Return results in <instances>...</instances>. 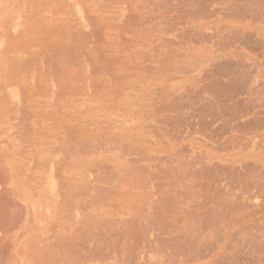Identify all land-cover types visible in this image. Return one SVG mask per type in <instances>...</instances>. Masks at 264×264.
<instances>
[{
	"label": "rangeland",
	"instance_id": "rangeland-1",
	"mask_svg": "<svg viewBox=\"0 0 264 264\" xmlns=\"http://www.w3.org/2000/svg\"><path fill=\"white\" fill-rule=\"evenodd\" d=\"M175 1L174 0H152V1L151 0H81L80 11L75 8V10L77 11V13L80 15V18H81L80 19L81 20V41L70 40L68 42L70 50L65 54V56L69 55V57L67 56L65 57L64 55H54V56L52 55L51 56L53 58V59L51 58L52 60L50 59L51 61L55 60L54 61L55 63L57 60V64L56 63L54 64L57 66L50 67V69L54 72H58L62 68L61 70H63L65 74L64 73L61 74L60 72L55 74L51 70H49L48 71L49 73L45 75L46 76L45 82H48L47 87H49L50 89L49 88L47 90L44 89V91L45 92L48 91L51 94L53 93L52 95L49 94L50 99H53L54 97V100H55V98L60 99L61 96H66L68 100H67V103H63L66 100H62V102L58 104V103H55L54 100H52L50 103L48 99H45V101L42 102V104L44 103V105H42L41 107L45 108L46 113L52 112V113L59 115L57 117H67V118L69 117L68 121L66 118V121L68 122L67 125L69 126V129H71L69 142L71 143L74 142L75 141L74 139L76 137H80L81 139V172L79 174L76 172L77 169H75V167H72V165L74 164V161H73L74 158L71 155H70L71 158L70 157L69 158L72 161L68 160L69 158L67 157L64 160L66 163L68 162V164L63 163L62 156L56 157L55 160L57 161L55 160L53 161L54 162L53 168L54 169L56 168L54 172L55 171L57 172L58 170V175L55 174L56 172L54 173V175L56 176V181L57 180L60 181V184L59 182L58 183L55 182V187H57V189H58V186H63V187L67 186L68 188H71V186H75L74 183H76L75 182L76 180H72V179H77V178L81 179V180L79 179L81 182L79 184L81 186L78 184V187L77 186L72 187L75 190L71 188L74 192L78 190L80 191L79 194H80V199H81V202L79 203H81L80 217H81V253L82 254L80 258L81 257L82 258L81 259L79 258L80 261L79 262L77 261L78 263L76 264H214V261L209 262L208 260L210 259L209 257H211L213 250H215V247H216L215 244L218 243L217 242L219 240L218 238L221 239V234H220L221 229H218V231H215L217 229H215L214 227L210 228L208 226L206 227L207 228L206 230L205 228L203 230H200L201 233L203 232L202 235L199 233L200 232L199 230L196 231V233L198 232V234H200L199 235L200 237H205L209 239L208 244L211 247L210 248L208 247L207 249H204V250L202 249V251L200 250L199 252H196V250L194 249L191 255L187 253L189 252L190 248L189 249L184 248L186 253H184L185 251L183 249L182 250L184 252L181 250H177L179 252L177 253V251L173 250L172 247L164 246V245H162L164 246L162 247L161 245L159 246V244H156V243H155L156 245L152 243L154 247L151 244V247L146 246V247H142V249L141 248L133 249L130 253V256L125 255L126 250H125L124 244H127V243H122V238H123L122 234L127 225L125 226V223H119V222L120 221L124 222L125 219L129 218L123 213L124 211L123 209H125L124 207H126L124 205L128 201L126 202L125 200H122L118 195H116L115 191H117L118 188H120L121 190L130 188L131 180L130 178L124 175L118 181H115V182H109V178L113 176V171L116 169L115 166L117 167V169L119 167L121 169H125V167L131 168L132 164L130 163V160L135 162L136 165L138 164L144 165L142 162L143 161L142 155L144 154H141V152L138 149L133 147L135 145L133 146L130 145V141L134 140L133 138L135 137L136 138L134 141H137V140H140L142 142L145 141L144 142L145 145H147L150 140L158 141V140L163 139L164 142L168 141L170 144L176 143L175 144L176 148L179 147L178 141L182 137H190L192 143L193 144L195 143L194 146H196L197 143H198L197 146L201 144L203 146V147L201 146L202 148L200 149H198L199 147H197V149L194 150L196 153L200 151L201 154L204 155V152H205L204 148L205 149L209 148L210 150L212 149L211 151L212 152L215 151L217 156L211 160V163L209 165L211 167L208 170L209 172H205V174L207 173L210 175L204 174V177H202V179L200 176L199 179L198 178L196 179V181L200 180L204 182L203 179L207 177V179L210 182H213V184H215L218 180H220L218 181V183L221 184L222 186H224L225 184V186L227 188L229 186V189L231 188V190L233 189L232 187H234L233 192L235 193L236 191L235 194L241 192V190H239L241 184L238 183L237 177H234L231 174V172L228 173L227 170H224L225 166H226V169L230 168L232 165L235 168H243L242 166H245L247 169H251V167H253V164H254L255 166H257L256 171H253V170L250 171V170L244 169V171L246 172L245 173L242 169V172L244 173L243 175L246 174L245 178L247 181L250 178H252L250 182H254V183L256 182L255 183L256 185L258 184L257 185L258 187H254L249 190L250 191L249 193H252L254 195L252 199H249V200L256 204L264 203V198H263L264 197L263 195L264 194V191H263L264 190L263 189L264 179L262 180V178H264L263 176L264 167L260 171L258 169L259 167L257 163H253L251 160H248V159H244L243 161H241L242 155L249 154V153L254 158L264 159V124H262L264 123L263 122L264 121V81H263L264 80V56H262L264 55V38L261 36L257 40L256 38H254L252 34L246 33L247 35L250 34L251 38L253 37L252 38L253 42L251 40L250 44H248L246 47V45L239 43L240 42L239 40L231 37L232 33L229 34L228 32V34H224V33L214 32L216 31V29H214L213 23L212 25L211 23H209L210 25L209 24L204 25V26L201 25L200 28L203 27L202 29H200L201 31L196 30V28L198 29L199 27L192 29L190 24L187 25V23H185V21L190 22L189 16L187 17L188 13H186L184 17H180V16L177 17L176 16L177 12L175 13L172 7L167 9L164 6L165 4H168V5L171 4L173 6V3L177 4L178 2L177 0ZM212 1L211 0L207 1L210 3L209 8H212V9L218 8L219 4L218 6L217 4H215V1L216 3H218V0H212ZM69 2L75 3V0H70ZM155 4L157 6L159 5L161 9L157 8ZM206 9H204L202 13H204ZM208 20L211 21V19L205 20V18L203 17L202 19L201 18L198 19V21L202 23ZM198 21L196 20L195 22H198ZM234 21L232 19H229V20L227 19L226 22L223 21L225 24L222 23L223 27L220 26L219 29L226 30L228 28L227 27L228 25H234ZM182 23H185V24H182ZM243 23L244 22H242L241 24ZM256 25H259V26H256ZM255 26H256V29L258 28L261 29L262 27V29L264 30L263 23L261 24L259 22L258 24V21H257V23H255ZM208 34L211 36H209ZM217 34L220 37L221 36L223 37L224 35V39L227 37H230L227 39L231 41L229 40L226 41L227 40L226 39L225 42L227 44L229 42L231 43L228 44V47H226V49H223V51L225 50V52L226 51L228 52L227 49L229 48L234 49L238 47L236 48V50L240 52V56L235 58L236 60L239 59V61L231 62V65L229 63L228 65L230 66L224 65L223 66L224 68H221L222 71L220 69H219L220 71L218 69L215 70L214 73L216 74H213L212 78L214 80L212 82L211 77L208 79L206 78L207 77L206 75L208 74V70H207L208 68H214V66H212V64H210L209 62L210 55L211 54L215 55L217 50L218 51L221 50L220 47H218L220 45L218 43L220 38L219 36H217ZM202 37L211 38V40L210 42L209 41L207 42L206 39L204 41H201ZM233 39H235V41ZM193 40L194 41L197 40V41L194 42ZM214 43H218V44L215 45ZM257 43L258 45L259 44L261 45L258 46ZM210 44L212 46H210ZM220 46H222V44ZM155 47H158L159 49L158 48L155 49ZM158 50L160 51L158 52ZM244 53L249 54V55H244ZM184 55L185 57L187 56L186 60L183 58ZM204 55L207 57L202 58L204 57ZM252 55H255V56L251 57ZM200 57L202 58V60L199 59ZM187 58H189V60H187ZM80 59H81V65H80ZM4 60L7 65L3 68L2 71L3 72L5 71L4 76L8 80H11L12 78L17 77L19 81L26 80L28 83L31 80V82L34 84H37L35 83V81L37 82V80H42V78L36 79L35 75L33 74L34 63L33 61H31L29 57H22L18 59L17 62H14L13 64L12 63L9 64L10 62H8L7 56L4 57ZM234 63L236 64V66L234 65ZM182 64L183 66H181ZM79 66L81 69L79 68ZM180 66L181 68L178 69ZM246 66H247V69L245 68ZM53 68H55V70ZM233 68L236 70L234 71ZM243 69L247 71H244ZM225 71L226 73L228 72L229 74L232 71V73L230 75L228 73L225 74L224 73ZM161 72H163L164 74ZM68 74H70V76ZM47 76H51V78L54 77L53 78L54 84H55V81L58 82L57 80H61L64 77L63 81H64L65 87L56 88L55 87L56 85L57 86L60 85L58 83H56V85H52L53 87H51L49 84L52 82V80L48 78ZM33 78L35 79L34 81H32ZM198 79H199V82H197ZM31 82L28 83L29 84L28 86L27 85L26 87L24 86L25 88L23 87V85H21L22 88L24 89L20 87L18 88V90L20 91V93L17 92V94H19L18 98H20L21 100L22 99L24 100L20 102V99H19L18 101V98L16 95L17 102L15 101V103L18 104V107L21 106V111H23L22 119H20V125L22 124V126H20V130H19V134L21 133L22 135L23 133V135L20 136L21 139L19 138V145H18L21 150V153L18 154V158L20 159L19 164L22 165V169H20V167L18 168L20 169V172L22 170V173L25 172L26 175L31 176L33 174V175L38 176L39 172L44 173V171L42 170L43 168L41 166V164L43 163L41 162L44 161V158L46 157V155L43 154L44 152L42 151H39L37 153L35 152L30 153L29 151L31 146L33 149L35 148V141L37 140L38 135L31 128L32 125L33 127L35 126L34 121L36 119L32 121L30 119L29 112H27V114L29 113L28 114L29 116H26L24 104L27 103L28 108L30 107L32 109L35 108L34 104L30 103V100H29V98H32L34 100L36 99L37 104L40 105L38 102L39 100L37 99V94L40 91L42 92L44 91L42 89L40 90L38 85H36L38 88L35 86L37 89L34 90V88H32L34 86H31L34 84H32ZM53 90L55 93L52 92ZM5 93L7 96V93L9 94V91H5ZM57 93H59V95ZM34 94H36V98ZM21 95L22 97H25V98H21L20 97ZM55 95H58V96L55 97ZM180 95H182L181 98L179 97ZM212 95H214V97ZM215 96H221L220 98L223 101V103L224 102L228 103V105L231 106V108L236 109L235 111L237 113H238L237 109L240 111L243 108H246L247 106H249L246 109L247 110L249 109L251 114H257L256 115L257 125L259 124L263 126L260 127L258 125L257 127L253 126V127H245V128L241 127L240 128L239 126L242 124V121L240 122V121L231 119L233 117V116L231 117V115L227 118H224L225 120L223 119V121L222 119H215V117L217 116V113L214 112L215 110L214 111L211 110V112H213L211 113L210 110H208L209 107H207L209 104H211V100L217 99V97ZM176 97L178 98V100ZM52 102H54L55 105ZM230 102H232V104ZM45 103L47 104L49 103L50 105L45 106ZM168 103L170 104V107L172 109L176 107V109L180 111V112L176 111L177 115H174L175 112L173 111L171 114L172 115L171 117H174V116L179 117L181 115L180 117H184L185 120L187 117V120L189 122L187 120L184 122H187L188 124H190L191 128L186 127V125L182 121L181 122L176 121L175 124L171 126L169 125L168 127L162 126L161 124H159L160 125L159 126L158 123L156 124L157 122L156 120H159L160 118L159 115H156V112H155L156 109L159 108V106H161L162 104H168ZM240 103L243 105V107L240 105ZM56 106H59L60 108L58 107V109L56 110L55 109ZM63 106L64 107L66 106V108H64ZM193 107L194 109L192 110L191 108ZM202 107L204 108V110H202V112L201 111L199 112L200 108ZM241 107L242 109H239ZM206 108H207V111H206ZM220 108H222V106ZM62 110H64L66 113L63 114L64 112ZM153 116H157L155 117V121L151 119V117ZM55 118H56V115H55ZM23 120L24 121L28 120V121H25L27 124L26 125L27 128H25L26 126H24L25 122ZM177 122H180V123L176 124ZM151 123L154 125L156 124V125L155 126L152 125L150 127ZM233 123L234 125H232ZM158 126L160 129L158 128ZM235 126H237L238 128H236ZM153 127L157 131H154L155 129L151 131ZM171 127L173 128L171 129ZM231 127H233L232 130H231ZM74 128L77 130H75ZM175 128L176 130H173ZM21 129L24 131L21 132L22 131ZM30 129L34 131V133ZM162 130L166 134L168 133L167 135L170 134L171 137L170 136L168 137L167 135H165V133L163 135ZM71 131L73 133H71ZM171 131L173 132L175 131V133L173 132L171 133ZM158 132H159L161 139L158 135ZM24 133L27 135H24ZM179 136L180 137L182 136V137L180 138ZM30 137L31 138L33 137L32 138L33 142L31 146L28 145V144H31V139L29 140ZM229 138L231 140H229ZM233 138L235 141H238V143L233 141L232 140ZM211 139L212 140L214 139L213 142ZM215 139L217 141H215ZM23 140L26 142H24ZM232 141L233 143L235 142L234 146H232L233 145ZM22 142L25 143V145ZM53 143L54 141H52L51 145ZM74 143H72L71 145H73ZM210 144L212 145L214 149L211 148ZM225 144L228 146V150H225L226 153L225 151L224 152L220 150L217 151L215 149L217 146H223ZM23 149H25V151H22ZM37 149H39V146L37 147ZM185 149H187V147H185ZM231 151H233L234 153L238 155H234L233 158H229L228 160H225L222 158L223 155L227 157L226 154ZM27 152L29 156H26ZM6 156L8 157L7 154ZM24 157L25 158L28 157V158L25 160ZM21 158L23 160H21ZM231 159L232 161L234 159V161L237 163H233ZM202 160L204 162L206 161L204 158H202L201 161ZM59 161H62V162H59ZM126 161L129 163H127ZM26 164L27 166H25ZM124 164L126 165L125 167H124ZM220 165L222 166L224 165L223 166L224 168L221 169L222 166ZM198 166L199 164L197 163L196 169H198ZM214 166L217 169L220 166V169L218 170L219 172H222V173H219L218 170ZM63 167L64 168L66 167L65 168L66 171L65 169H63ZM69 170L70 171L73 170V171L68 172ZM191 170H194V168H191ZM32 171L35 173H33ZM63 171L65 172L63 173ZM258 172L260 173L261 176L257 175L259 174ZM72 173L73 175H71ZM250 174H252L253 177L252 176L250 177ZM256 176H259V177H256ZM219 177L221 179H219ZM64 179L65 180L71 179L73 183L69 182L70 180L69 181L67 180L66 182L64 181L61 182V180H64ZM213 179L215 180L213 181ZM253 179L254 181H252ZM31 181L32 183L33 182L35 183V180L34 181L31 180ZM229 182L231 183L233 182V185ZM69 184L70 185L73 184V185L70 186ZM34 186H33L34 190H32L33 193L36 190L38 191V188H37L38 184L37 185L35 184ZM79 186L81 187V189L79 188ZM23 187H27V186H23ZM71 189H68V190H70L72 193ZM112 190H115V191H112ZM259 190L261 191L259 192ZM96 191H100L101 194ZM96 193H98L99 195ZM33 195L35 196V194ZM100 196L102 197L103 200L101 199ZM55 197H58V196L55 195ZM57 200H55V202ZM55 202L53 201V205L51 209V212H53L54 214L50 212V214H53L55 216V217L52 216L53 218H51L52 219L51 223L54 225V228L56 226L55 224H57V222L60 221L59 215L61 214V209H60V206L58 205L59 201L56 202L57 204H55ZM54 205L57 207H55ZM100 208L102 211H100ZM56 211L59 212L60 214L59 213L57 214ZM41 213L46 214L47 211L43 210ZM44 214H42L41 216L45 218V216H43ZM256 214H255L256 216H254V218L252 219L254 221L251 220V222L256 224L255 225L256 228L254 227V224L252 225L249 224L251 226L249 225L246 226L248 230L246 229L240 232L239 229H242L243 226H239L236 229L237 231L235 230L234 231L235 233L233 232L235 234L233 246L227 249L225 253H223L224 256L226 257V262H227L226 264L230 262H231L230 264H232V262L234 263L235 262L234 258H236L237 256H239L240 260L238 261L236 260L237 263L235 262L234 264H264V241H262L264 240V223H263L264 222V215H263L264 211H261L258 213L256 212ZM70 215H71L70 218H73L72 210H71ZM74 215L76 216V213ZM113 221L114 222L117 221L118 223H113ZM114 224H116L115 228L117 227L118 232L120 233V236L122 237L119 239L117 243L118 247H115V249H110L109 247H105L101 250L98 249L97 247L100 246L101 244L99 234H101L102 231H106L110 227L111 228L114 227ZM117 225H120V226H117ZM260 228L262 229L260 230ZM236 232H239V233H236ZM106 233L108 234L109 232L106 231ZM260 234L263 238L259 236ZM255 238H257L259 241ZM250 240L253 242H251ZM185 244H186L185 247L189 246L187 243ZM251 244H252V248H251ZM254 244L256 247L254 246ZM168 249L170 252L167 251ZM171 249L175 253H173ZM72 260L74 262V259ZM71 264H74V263H71Z\"/></svg>",
	"mask_w": 264,
	"mask_h": 264
},
{
	"label": "bare ground",
	"instance_id": "bare-ground-1",
	"mask_svg": "<svg viewBox=\"0 0 264 264\" xmlns=\"http://www.w3.org/2000/svg\"><path fill=\"white\" fill-rule=\"evenodd\" d=\"M69 1L70 0H0V264H69L70 262L76 264L80 261L79 258L82 254L81 253V217H80V215H81V203H79V202H81L80 194H79L80 191L78 190V191L74 192L73 190H75V189L72 188L75 186L78 187V184L81 183L80 182L81 179L80 178L72 179V180H76L75 181L76 183H74L75 186H71L73 184H71V185L69 184L73 190L71 188H68L67 186L63 187V186H58L56 184L58 186V189H57V187H55V182H57V183L59 182V184H60V181H58V180L56 181V176L54 175V173L56 172V171L54 172V170H56V168L55 169L53 168L54 167L53 161L55 160L56 157L62 156L63 163H66L64 160L66 159V157L69 158L71 155L74 158V160H73L74 164L72 163L73 164L72 167H75V169H77L76 172L78 174L81 172V139H80V137H76L74 139L75 143L72 142L74 144L71 145L72 143L69 142L71 129H69V126L67 125V123H68L67 121L69 120V117L68 118L67 117H57L59 115H57L55 113H52V112L46 113L45 108L41 107L42 105H44V103L42 104V102H44L45 99L39 100L38 102L40 105H38L36 99L34 100L32 98H29L30 103L34 104L35 108H33V109L31 107L28 108L27 103L24 104L25 108L24 107L23 108L25 109L26 116H29L28 114L30 113V119L32 121L34 119H36L34 121L35 126L33 127V125L31 124L32 130H34L38 135L37 140L36 141L34 140L35 141V147L37 148L39 146L38 151L44 152L43 154H45L46 157L44 158L43 162L39 161V162L43 163V164H41V166L43 168L42 170L44 171V173L39 172V174L37 173L38 176L33 175V174L31 176H29V175H26L25 172L22 173V170L20 172V169H22V165L19 164L20 159L18 158V154L21 153V150H20L18 145H19V138H20V136L23 135V133H22V135H21V133L19 134L20 126H22V124L20 125V119H22L23 111H21V106L18 107V104H16L15 101H16V95H17V98L19 97V94H17V92L20 93L18 88L19 87L22 88L21 85H23V87L24 86L26 87V85L28 86L29 85L28 83L31 82V80L30 81L28 80L29 81L28 83L26 80L19 81V79H17V77H15L16 76L15 74H17V73L14 74L15 78L8 80L4 76L5 71L4 72L2 71L3 68L7 65L5 60H4L5 56L8 57V62H10L9 64H11V63L13 64L14 62H17V60L22 58V57H29L31 59V61H33V63H34L33 74L35 75L36 79L42 78V80H37V82L35 81V83H37V84H34L31 82L32 84H34L31 86H34V87H32V88H34V90H36L38 88L36 85L39 86L40 90H41V88H43V86L45 84V80H46L45 75L47 73H49L48 72L49 70H51L50 67L57 66V65H54L55 63L57 64V60L54 63L55 60L51 61L53 59L51 56L52 55L53 56L54 55H64L65 56V54L70 50L69 45H68V42L70 40L81 41V20H80L81 18H80V15L75 10V8H76L77 10L80 11L81 0H75V3L74 2L71 3ZM177 1H178L177 4L173 3V6L170 3H169L170 5L165 4L164 6L167 9L172 7L173 10L175 11V13L177 12L176 13L177 17L178 16L184 17L186 15V13H188L187 17L189 16L190 22L185 21V23H187V25L190 24L192 29L199 27L198 29L196 28V30H200L203 28V27L200 28L201 25L204 26V25H208L209 23H211V25H212V23H213V27H214V29H216V31H214V30H212V31H214L216 33H224V34H228V32H229V34L232 33L231 37L239 40L240 41L239 43L246 45V47L248 44H250V42L253 38V37L251 38L250 34H252L254 36V38H256L257 40L261 36L264 38V32H263L264 30L262 29V27H261V29H259L258 27H257L258 29H256V26H259V25L255 26V23H257V21H258V24H259V22L261 24L262 23L264 24V0H218V3H216V1H215V4H217V6L219 4L218 8H216L214 6L216 9L209 8L210 3L207 1H210V0H177ZM219 1H220V3H219ZM159 5L158 6L156 5V6H157V8L161 9L159 7ZM212 5H213V3H212ZM204 9H206V11L204 13H202V11ZM180 17H179V19H180ZM202 17L205 18V20L211 19V21L208 20V21H205L203 23L199 22L198 19H200V18L202 19ZM171 19H172V17H171ZM227 19L228 20L232 19L233 21L235 20L234 25H228V26L226 25L228 27L226 30H220L219 28H220V26L223 25L222 24V23H224L223 21L226 22ZM196 20L198 22H195ZM242 22H244V23L241 24ZM185 23H182V24H185ZM176 24H177V22H176ZM217 29H219V30H217ZM224 29H225V27H224ZM186 30H188V29H186ZM246 33H250V34L247 35ZM208 35H207V37H208ZM209 36H211V35H209ZM217 36H219V35L217 34ZM199 38H201V37H199ZM219 38H220V40L218 43L220 45L222 44V46L219 45L218 47H220L221 50L220 51L217 50L216 53L214 52L215 55H212V54L210 55L209 62H210V64H212V66H214V68H208L207 69L208 74L206 75L207 76L206 78H208V79L211 77L212 82L214 80L212 78L213 74H216V73H214L215 70H217V69L221 70V68H224L223 67L224 65H228L229 63L231 65V62L239 61V59L236 60L235 58L240 56V52H238L236 50V48H238L236 46H235L236 48H234V49H230V48L227 49L228 52L227 51L225 52V50L223 51V49H226V47H228V44L231 43V42H229L227 44L225 42V40L227 38H230V37H227L224 39V35H223V37L219 36ZM205 39L207 40V42L208 41L210 42V40H211V38H203L202 37L201 41H204ZM235 39H233V40L235 41ZM228 40L229 39H227L226 41H228ZM196 41H194V42H196ZM229 41H231V40H229ZM216 42H217V40H216ZM252 42H253V40H252ZM255 42H257V41H255ZM218 43H214V44L217 45ZM257 45H258V43H257ZM259 45H261V44H259ZM210 46H212V45L210 44ZM232 47H233V45H232ZM157 48L158 47H155V49H157ZM239 50H240V48H239ZM159 51L160 50H158V52ZM244 55H249V54L244 53ZM66 56L69 57V55H66ZM201 56H203V55H201ZM253 56H255V55H252L251 57H253ZM262 56H264V55H262ZM186 57L184 55L183 58L186 60ZM205 57H207V56L204 55V57H202V58H205ZM80 58H81V56H80ZM194 58H195V56H194ZM202 58L200 57L199 59L202 60ZM242 58H241V60H242ZM187 60H189V58H187ZM241 60H240V62H241ZM203 61H204V59H203ZM80 65H81V59H80ZM230 65H228V66H230ZM234 65L236 66L235 63H234ZM181 66H183V64ZM181 66L179 68L178 67L177 68L180 69ZM240 66H241V64H240ZM79 68H80V66H79ZM239 68H241V67H239ZM245 68L247 69V66ZM17 69H18V67H17ZM53 69L55 70V68H53ZM61 69H60V71L57 70L58 72H54L52 70L51 71L55 74L59 73V72L61 74H63V73L65 74V72ZM29 70H28V72H29ZM235 70L236 69H234V71ZM243 70L247 71L245 69H243ZM18 71H19V69H18ZM51 71H50V73H51ZM232 71L230 72V74L232 73ZM15 72H16V70H15ZM161 73H163V72H161ZM224 73L227 74L228 72L226 73V71H225ZM233 73H235V72H233ZM68 75L70 76V74H68ZM51 76H47V77L50 78L54 84V80H53L54 77L51 78ZM200 76H201V74H200ZM240 76H242V75H240ZM202 77H203V75H202ZM27 79H29V78H27ZM63 79H64V77L61 80H57L58 82L55 81V85H56V83L62 85L64 83ZM34 80L35 79L33 78L32 81H34ZM197 82H199V79ZM218 83H219V81H218ZM219 85H220V83H219ZM45 86H47V84ZM16 88H17V90H16ZM24 88H22V89H24ZM56 88H58V86ZM213 88H215V87H213ZM213 88H211V89H213ZM44 89H46V87ZM14 90H16V91H14ZM60 90H62V89H60ZM5 91H9V94L7 93V96H6ZM15 92H16V94H15ZM41 92L42 91H40L39 93H41ZM52 92H54V90ZM23 93H25V92H23ZM45 93L46 92L44 91V94ZM100 93H102V92H100ZM214 93H216V92H214ZM21 94H22V92H21ZM44 94H43V97H44ZM49 94H51V93H49ZM57 94L59 95V93H57ZM169 94H170V92H169ZM58 95H55V97ZM34 96L36 98V94H34ZM171 96H173V95H171ZM181 96L182 95H180L179 97L181 98ZM212 96L214 97V95H212ZM20 97L25 98V97H22V95ZM177 97H178V95H177ZM215 97H217V99L211 100V104H209L208 106L206 105L207 107H209L208 110H210V112H211V110L212 111L215 110L214 112L217 113L218 117L215 115L216 116L215 119H222V121H223L224 118H227L231 115V117L233 116L231 119L236 120V121H240V122L242 121V124L239 126L240 128L241 127L242 128L253 127V126L257 127L259 125V124L257 125V123H256L257 122V116H256L257 114H251L249 109L248 110L246 109L249 106L242 109L243 105L240 103V105L242 107L239 109H242V110L239 111L237 109V111H238V113H237L235 111L236 109L231 108V106H229L228 103H225V102L223 103V101L220 98L221 96H215ZM26 98H28V97H26ZM19 99L20 98H18V101H19ZM195 99H197V98H195ZM23 100L24 99H22V100L20 99V102ZM52 100H54V97ZM52 100H49L50 103ZM177 100H178V98H177ZM54 102H55V100H54ZM54 102H52V103L54 104ZM230 103L232 104V102H230ZM238 103H239V101H238ZM53 104H52V106H53ZM58 104H60V103H58ZM197 104H198V102H197ZM48 105H50V104L45 103V106H48ZM31 106H33V105H31ZM221 106H222V108H220ZM58 107L59 106H56L55 109L57 110ZM64 108H66V106ZM177 108H178V106H177ZM24 109H22V110H24ZM191 109L193 110L194 107ZM202 110H204L203 107L200 108L199 112L200 111L202 112ZM62 111L64 112L63 114L66 113L64 110H62ZM173 111L175 112L174 115H177L176 111H179V110L176 109V107L172 109L170 107L169 103L168 104H162L161 106H159V108H157L155 111L156 115L160 116V118L158 116L159 120H156L157 121L156 124L158 123V125L161 124L162 126L168 127L169 125L171 126V125L175 124L176 121H180V122L182 121L186 125V127L191 128L190 124H188L187 122H184L187 120V117H186V120L184 119V117H180L181 115L179 117H177V116L171 117L172 116L171 114ZM206 111H207V108H206ZM27 112H29V113L27 114ZM211 113H213V112H211ZM54 114L56 115V118H55ZM36 116L40 117V119H37ZM199 116H201V115H199ZM155 117H157V116H153V117H151V119L155 121ZM66 118H67V121H66ZM158 118H156V119H158ZM243 120H245V121H243ZM25 121H28V120H25ZM180 122H177L176 124H178ZM232 122H234V121H232ZM152 123H151L150 127L152 125L153 126L156 125V124L154 125ZM262 124H264V123H262ZM26 125L27 124L25 122L24 126H26ZM232 125H234V123ZM159 126H158V128H159ZM259 126L262 127L263 125L262 126L259 125ZM150 127H148V128H150ZM167 127H166V129H167ZM235 127L238 128L237 126H235ZM25 128H27V126ZM172 128L173 127H171V129ZM232 128L233 127H231V130H232ZM154 129L155 128L153 127L151 131H153ZM75 130H77V129H75ZM79 130H81V129H79ZM173 130H176V128ZM177 130H178V128H177ZM23 131L24 130H22L21 132H23ZM34 131H32V132L34 133ZM45 131L47 133H45ZM154 131H157V130L155 129ZM237 131H239V130H237ZM162 132H163V130H162ZM166 132H167V130H166ZM172 132L173 131H171V133ZM179 132H181V131H179ZM71 133H73V132L71 131ZM164 133L165 132H163V135H164ZM173 133H175V131ZM167 134L165 133V135H167ZM24 135H27V134L24 133ZM158 135H159V132H158ZM80 136H81V134H80ZM167 136L169 137L170 134ZM187 136H189V135H187ZM125 137H127V136H125ZM159 137H160V135H159ZM135 138H133V139L135 140ZM22 139H23V137H22ZM156 139H157V137H156ZM160 139H161V137H160ZM134 140L130 141V145L131 146L135 145L133 147L138 149L141 152V154H144V155H142V157H143L142 162L144 165H139V164L136 165L135 162H133L129 159L130 163L132 164L131 168L125 167L126 166L125 164H124L125 169H121L120 167L117 169V167L115 166L116 169L113 171V176H111L109 178V182H115V181H118L124 175V176L130 178V180H131L130 181V185H131L130 188L125 189V190H121L120 188H118L117 191L112 190V191H115L116 195H118L122 200H125L126 202L128 201L124 205L126 207L123 206L125 208V209H123L124 210L123 213L126 216H128L129 218L125 219L124 222H121V221L119 222V223H125V226L127 225L125 227L123 234H122L123 238L120 236V233L118 232L117 227L115 228L116 224H114V227H112V228L110 227L109 229L106 230L109 232L108 234L106 233V231H102L101 234H99L101 244L97 248L100 250L105 248V247H109L110 249H115V247H118L117 243H118L119 239L122 238V243H127V244H124L125 250H126L125 251L126 256H130V253L133 249H139V248L142 249V247H146V246L151 247L152 243L154 245L159 244V246L164 245V246L172 247V249L175 251H177V250H181V251L184 250L185 251L184 248H188V249L190 248L191 250L189 249V252H187V253H189L191 255L192 251H194V249L196 250V252H199L200 250L202 251V249L204 250V249H207L208 247L209 248L211 247L208 244L209 239L199 236L200 234L202 235V233H203V232L201 233L200 230H203L204 228L206 230L207 229L206 227L208 226L210 228L214 227L215 229H217L215 231H218V229H221V233H220L221 239L218 238L219 240L218 239H217L218 241L216 240L218 243L215 244L216 245L215 250H213V253H212L211 257H209L210 259L208 261L209 262L214 261V264H226L227 263L226 257L224 256L223 253H225V251L227 249H229L233 246V241L235 239V236H234L235 232L234 231L239 226H243L242 229H239L240 232L246 230L247 225L254 224L253 222H251V220L254 218V216L257 215L256 212L258 213V212L264 211V203H259V204L257 203L256 204V203H253L249 200V199H252V197L254 196L252 193H249L250 192L249 190L254 188V187H258L257 186L258 184L256 185L255 184L256 182L255 183L250 182V180L252 178H250L248 180L249 181L248 182L245 178L246 174L243 175L244 173L242 172V169H243V171H244V169L250 170V171L251 170L256 171L257 166H255L253 164V167H251V169H247L245 166H242L243 168H235L233 165L231 167L229 166L230 168L226 169V166H225L224 170H227L228 173L231 172V174L234 177H237L238 183L241 184L240 189L238 188L239 190H241V192L238 191L240 194L239 193L235 194L236 191L234 190L235 193L233 192L234 187H232L233 189L231 190V188L229 189V186L227 188L225 186V184H224V186H222L221 184L218 183V181H220V180H218V181L216 180L217 182L215 181L216 183L214 182L215 184H213V182H210L207 179V177L205 176L206 178L203 179L204 182H202L200 180L196 181V179L197 178L199 179L200 176L202 179V177H204L205 172H209L208 170L211 167V166H209L211 163V160L214 157H216L217 154L215 151L212 152L211 151L212 149L210 150L209 148L208 149L204 148V150H205V152L203 151L204 155H202L200 151H198L196 153L194 150L197 149V147H199L198 149H200L203 146H202V144L197 146L198 143L196 144V146H194L195 143L194 144L192 143L190 137H182L178 141L179 147H177V148L175 147L176 143L170 144L168 141L164 142L163 139L158 140V141L150 140L147 145L144 144L145 141L142 142L140 140H137V141H134ZM213 140H212V142H213ZM229 140H231V139L229 138ZM232 140L235 141L234 138ZM52 141H54V143L52 144L53 146L51 145ZM173 141H175V140H173ZM215 141H217V140L215 139ZM233 141H232V144H233L232 146H234L235 142L238 143V141H235L234 143H233ZM24 142H26V141H24ZM225 142H226V140H225ZM23 144L25 145V143H23ZM226 144L223 146H217L215 149L217 151L220 150V151L224 152L225 150H228V146ZM219 145H221V144H219ZM21 147H22V145H21ZM185 147H187V149H185ZM211 148H213L212 145H211ZM22 151H24V150H22ZM174 151H176V152H174ZM243 152H245V151H243ZM225 153H226V151H225ZM6 154L8 155V157L6 156ZM234 155H238V154L231 151V152H228L226 154L227 157H225L223 155L224 157L222 156V158L225 160H228L229 158H233ZM26 156H29L28 152L26 153ZM27 158H25V160ZM70 158L68 160H71ZM200 158L201 159L204 158L206 161L205 162L203 160L201 161ZM244 159H248V160H251L253 163H257L258 167H259L258 169L260 171L264 167V159L263 158H260V159L254 158L249 153V154H243L242 160L241 159L240 160L243 161ZM21 160H23V159L21 158ZM55 161H57V160H55ZM231 161H232V159H231ZM59 162H62V161H59ZM232 162L237 163L234 161V159ZM127 163H129V162H127ZM197 163L199 164L198 169H196ZM66 164H68V162ZM25 166H27V164ZM55 166H57V165H55ZM193 166H195V167H193ZM220 166H222V165H220ZM220 166L218 169H220ZM223 166L221 169L224 168ZM18 167H20V169ZM65 168L63 167V169H65ZM191 168H194V170H191ZM40 170H41V168H40ZM65 171H66V169H65ZM65 171H63V173ZM71 171H73V170H71ZM71 171L69 170L68 172H71ZM30 172H29V174H30ZM216 172H214V173H216ZM218 172H219V170H218ZM33 173H35V172H33ZM73 173H75V172H73ZM73 173L71 175H73ZM219 173H222V172H219ZM55 174L58 175V170ZM211 174H212V172H211ZM207 175H210V174H207ZM257 175L261 176L260 173ZM248 176H249V174H248ZM251 176H252V174H250V177ZM259 176H256V177H259ZM74 177H75V175H74ZM79 177H80V175H79ZM219 179H221V178L219 177ZM263 179L264 178H262V180ZM31 180H33V181L35 180V183L34 182L32 183ZM67 180L68 181L70 180L69 182L73 183L71 181V179H67ZM67 180H65V179L61 180V182L62 181L66 182ZM214 180L215 179H213V181ZM252 181H254V179ZM259 182H257V183H259ZM229 183H231V182H229ZM35 184L36 185L38 184V187H37L38 191L36 190L33 193L32 190H34V187H36V186H34ZM231 184L233 185V182ZM254 185H256V186H254ZM23 186H27V187H23ZM80 186H79V188L81 189ZM68 189H71L73 194ZM261 190H259V192ZM100 191H96V192L101 194ZM256 192H258V191H256ZM98 193H96V194H98ZM33 194H35V196ZM55 195L58 197H55ZM101 199H102V197H101ZM55 200L59 201L58 205L60 206L61 214L56 211L57 214L58 213L60 214L59 215L60 221H58L57 224H55L56 226L54 228V225L51 223L52 222L51 218H53L55 216L53 215L54 213L51 212V209H52L53 201L55 202ZM56 202H55V204H57ZM55 207H57V206H55ZM43 210H46L47 213L46 214L41 213ZM71 210L73 211V215L76 213V216L72 215L73 218H70L71 217V215H70ZM100 211H102L101 208H100ZM50 212L53 214H50ZM42 214H44L43 216H45L46 219L41 216ZM54 221H53V223H54ZM252 221H254V220H252ZM113 223H118V222L113 221ZM251 225H249V226H251ZM255 225L256 224H254V227H255ZM117 226H120V225H117ZM113 228H115V229H113ZM261 229L262 228H260V230ZM198 230L200 231L199 232L200 234H198V232L196 233V231H198ZM193 233H195V234H193ZM236 233H239V232H236ZM259 236H261V234ZM255 239H257V238H255ZM262 241H264V240H262ZM251 242H253V241H251ZM185 243H187L189 246L185 247V245H186ZM153 244H152V246H153ZM190 244H192V245H190ZM164 246H162V247H164ZM254 246H255V244H254ZM251 248H252V244H251ZM148 250H149V248H148ZM173 250H172V252H173ZM167 251H169V249ZM95 252H93V253H95ZM98 252H100V251H98ZM172 252H171V254H172ZM173 253H175V252H173ZM177 253H179V252L177 251ZM184 253H186V251ZM101 256H103V255H101ZM71 258L74 259V262ZM69 259H70V261H69ZM234 259H235L236 263L238 260H240L239 256H237ZM103 260H104V258H103ZM230 263H228V264H230ZM234 263L232 262V264H234Z\"/></svg>",
	"mask_w": 264,
	"mask_h": 264
},
{
	"label": "crops",
	"instance_id": "crops-1",
	"mask_svg": "<svg viewBox=\"0 0 264 264\" xmlns=\"http://www.w3.org/2000/svg\"><path fill=\"white\" fill-rule=\"evenodd\" d=\"M46 84L48 85V82H45L43 88H41L42 90H44L45 87H46V90L48 89V87L45 86ZM52 85H55V84H53V82H51V83H50V86L53 87ZM56 87H57V85H56ZM64 87H65V86H64V83H63L61 86H60V85L58 86V88H64ZM47 93H48V94H47ZM38 94H39L40 97L38 96ZM38 94H37V99H38V100H43V99L52 100V99H50V96H49V92H48V91H46L45 94H44V92H41V93H38ZM43 94H44V97H43ZM47 95H48V96H47ZM50 95H52V94H50ZM64 97H66V96H62V97H60V99L56 98V99H55V102H56V103H61L62 100H66V101L63 102V103H67V100H68V99H67V97L64 99ZM57 101H58V102H57ZM36 118H37V119H40V117H37V116H36ZM45 133H46V132H45ZM32 138H33V137H32ZM32 138H31V137L29 138V140L31 139V145H32V141H33ZM29 145H30V144H29ZM31 145H30V146H31ZM23 150L25 151V149H23ZM29 151H30L31 153H32V152H35V151L37 152L38 149H37L36 147L33 149L32 146H31V148L29 149ZM36 152H35V153H36ZM38 152H39V151H38Z\"/></svg>",
	"mask_w": 264,
	"mask_h": 264
}]
</instances>
